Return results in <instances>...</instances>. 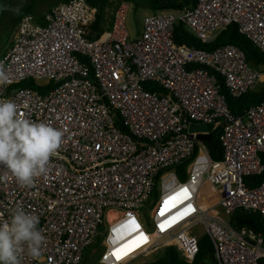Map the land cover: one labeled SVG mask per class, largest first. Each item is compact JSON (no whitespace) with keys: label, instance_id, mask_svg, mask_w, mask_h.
<instances>
[{"label":"built area","instance_id":"2783aa9c","mask_svg":"<svg viewBox=\"0 0 264 264\" xmlns=\"http://www.w3.org/2000/svg\"><path fill=\"white\" fill-rule=\"evenodd\" d=\"M130 4L120 0L110 27L98 33L90 29L96 9L87 0L58 1L40 17L24 12L0 56L8 76L0 99L64 133L33 186L21 187L0 166V220L22 208L39 217L46 238L42 255L25 254L21 264H81L95 240L104 264H142L168 245L191 262L203 234L217 264H258L264 235L233 225L230 215L242 208L264 220V179L253 186L244 179L263 169L264 98L236 114L219 76L228 93L240 96L258 86L264 68L234 43L205 49L172 34L182 21L210 42L235 22L264 51V0H187L151 10L135 36L126 25ZM26 78L50 84L44 92L13 86ZM193 122L208 127L190 130ZM216 127L219 158L197 136ZM185 160L180 178L176 166ZM144 204L150 226L139 209Z\"/></svg>","mask_w":264,"mask_h":264},{"label":"trees","instance_id":"16d2710c","mask_svg":"<svg viewBox=\"0 0 264 264\" xmlns=\"http://www.w3.org/2000/svg\"><path fill=\"white\" fill-rule=\"evenodd\" d=\"M9 1V2H8ZM62 0H0V56H2L11 45L10 36L16 29L20 15L15 11L20 8L22 12H32L35 16L40 17L42 13L52 4ZM92 4L96 11L95 17L90 24V29L98 33L105 28L110 27L112 22V12L109 11V6H113V10L120 0H87ZM20 2L22 3L21 5ZM187 0H144V3L151 10L162 8H178L181 7ZM8 22V24H6ZM173 39L180 43H185L190 46L212 49L224 43H234L238 45L244 52L246 59L256 66L264 68V51L260 50L248 37L241 33L238 25L235 22L229 23L214 40L210 42H202L193 35L184 25L182 21L175 23L173 28ZM47 85H40L32 78L23 79L20 82L14 83L13 86H31L44 92ZM220 92L223 93L229 109L241 114L251 104H255L264 98V79L258 84L255 89L246 91L240 96H232L228 93L222 78L219 76ZM144 85L148 88H153L151 82H145ZM116 125L121 126L118 115L114 117ZM211 126V125H210ZM210 139L206 141L210 155L213 158L221 156V145L219 142L220 127H216L210 132ZM261 160L263 169L260 173L247 174L244 179L249 186H253L264 179V155ZM187 160L176 166L180 178L185 177V165ZM154 192V190H153ZM152 192V193H153ZM230 221L235 226H246L255 233L264 235V220L256 211H248L242 208H236L230 215ZM100 254V252H99ZM99 258V255H98ZM97 258V261H98ZM86 257L83 253L81 264ZM142 264H217L214 256L212 243L207 234H203L199 241V249L194 259L191 262L185 261L179 254L178 249L174 245H168L162 254L152 260H148ZM258 264H264V257L259 258Z\"/></svg>","mask_w":264,"mask_h":264},{"label":"clouds","instance_id":"9594fccd","mask_svg":"<svg viewBox=\"0 0 264 264\" xmlns=\"http://www.w3.org/2000/svg\"><path fill=\"white\" fill-rule=\"evenodd\" d=\"M8 82L0 64V84ZM63 131L48 123L24 118L18 105L0 99V166L6 168L21 187H31L48 171L49 161L61 147ZM37 215L22 208L12 211L10 219L0 220V264H21L27 254L42 255L46 238L39 229Z\"/></svg>","mask_w":264,"mask_h":264},{"label":"rangeland","instance_id":"374dc122","mask_svg":"<svg viewBox=\"0 0 264 264\" xmlns=\"http://www.w3.org/2000/svg\"><path fill=\"white\" fill-rule=\"evenodd\" d=\"M128 1L131 4H130V8L127 13L126 25H127V29L130 35L135 36L141 28V20H142L144 13L151 11V9L148 8V6L144 3V0H128ZM21 4L22 3L20 2L19 5ZM15 11H17V13L19 14L23 13L20 8H17ZM109 11H113V6H109ZM6 24H8V22ZM13 33L10 36L11 40H12ZM158 188H159V182L156 181V185H155L154 192L152 193V195L155 196L156 192L158 191ZM139 209L146 219L149 206L144 204ZM146 224L150 226V222L147 221V219H146ZM200 231H202L201 228H200ZM100 250H101V245H100L99 240H95L92 243H90L84 250V255L86 259L83 262V264H101V263H98L99 261H97Z\"/></svg>","mask_w":264,"mask_h":264},{"label":"water","instance_id":"95a60500","mask_svg":"<svg viewBox=\"0 0 264 264\" xmlns=\"http://www.w3.org/2000/svg\"><path fill=\"white\" fill-rule=\"evenodd\" d=\"M208 125L204 122H193L190 124V130H206ZM197 136L204 140L210 139V134L198 132Z\"/></svg>","mask_w":264,"mask_h":264},{"label":"crops","instance_id":"0c3cea01","mask_svg":"<svg viewBox=\"0 0 264 264\" xmlns=\"http://www.w3.org/2000/svg\"><path fill=\"white\" fill-rule=\"evenodd\" d=\"M98 263H101V262H98ZM101 264H104V263H101Z\"/></svg>","mask_w":264,"mask_h":264}]
</instances>
